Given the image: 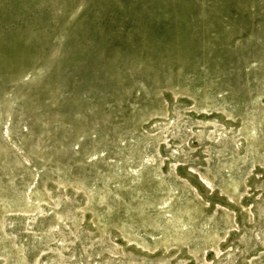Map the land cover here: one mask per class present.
Returning <instances> with one entry per match:
<instances>
[{
    "label": "rangeland",
    "instance_id": "374dc122",
    "mask_svg": "<svg viewBox=\"0 0 264 264\" xmlns=\"http://www.w3.org/2000/svg\"><path fill=\"white\" fill-rule=\"evenodd\" d=\"M0 264H264V0H0Z\"/></svg>",
    "mask_w": 264,
    "mask_h": 264
}]
</instances>
